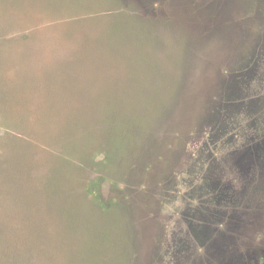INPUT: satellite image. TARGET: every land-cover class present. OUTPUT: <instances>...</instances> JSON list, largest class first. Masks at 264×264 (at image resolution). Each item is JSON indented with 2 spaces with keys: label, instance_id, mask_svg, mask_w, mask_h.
Segmentation results:
<instances>
[{
  "label": "rangeland",
  "instance_id": "1",
  "mask_svg": "<svg viewBox=\"0 0 264 264\" xmlns=\"http://www.w3.org/2000/svg\"><path fill=\"white\" fill-rule=\"evenodd\" d=\"M205 1L0 0V264H264L259 52Z\"/></svg>",
  "mask_w": 264,
  "mask_h": 264
},
{
  "label": "flooded vegetation",
  "instance_id": "2",
  "mask_svg": "<svg viewBox=\"0 0 264 264\" xmlns=\"http://www.w3.org/2000/svg\"><path fill=\"white\" fill-rule=\"evenodd\" d=\"M244 5H241L238 0H206L205 8L215 9V12L208 15L210 21L213 20L215 28H219L224 32H241L251 38L252 42L243 43V48L263 49L264 51V0H246ZM218 18L221 19L217 23ZM222 22V23H221ZM221 25L220 27L218 25ZM219 31V30H218ZM261 37H260V36ZM256 37L260 38L261 42L256 43Z\"/></svg>",
  "mask_w": 264,
  "mask_h": 264
},
{
  "label": "crops",
  "instance_id": "3",
  "mask_svg": "<svg viewBox=\"0 0 264 264\" xmlns=\"http://www.w3.org/2000/svg\"><path fill=\"white\" fill-rule=\"evenodd\" d=\"M205 9L206 8H204V10ZM215 33H219L221 35H223V34L231 35L232 34L235 36H240V35L245 36V37L247 36L241 32H238V30H236V32H233V33L231 32V30L229 32L219 31V32H215ZM253 39H254V37L252 38L251 42L253 41ZM254 42L259 43V42H261V40H260V38L256 37V40ZM244 49L252 50L249 48H244ZM256 51H258L259 53L254 58L255 62H253L249 66V68L247 65L249 60H246V56H245L246 54L236 58V62H237L236 66H235L236 67V74H233V75L231 74V75L227 76L226 82L229 84V87H228L229 89L227 90V92L223 91L224 93L222 95H220V97L224 100L222 103V108L225 109L224 111L232 112V111L240 110L242 108H246L248 110L251 109V111L254 112L261 107L260 106L261 104L264 103V96L263 97L259 96L255 92L250 97H248L249 95L244 94V86L242 87L243 84L254 81V80H252V78L254 75L256 76L255 73H258V70H256L255 68L259 67V66L261 67L262 64L264 65V51H263V49H257ZM251 68H253V70H251ZM230 69H231V67H230ZM238 72H239V74H237ZM259 73L264 74V70H260ZM260 74H259V76H260ZM261 80L264 81V78H262ZM246 97H248V100L242 104L241 99L246 98ZM225 100L227 101V103Z\"/></svg>",
  "mask_w": 264,
  "mask_h": 264
},
{
  "label": "trees",
  "instance_id": "4",
  "mask_svg": "<svg viewBox=\"0 0 264 264\" xmlns=\"http://www.w3.org/2000/svg\"><path fill=\"white\" fill-rule=\"evenodd\" d=\"M95 190H96L95 185H94V184H91V185L89 186V190H88V192H89V194L94 198V201L98 203V201H99V196L95 193Z\"/></svg>",
  "mask_w": 264,
  "mask_h": 264
}]
</instances>
